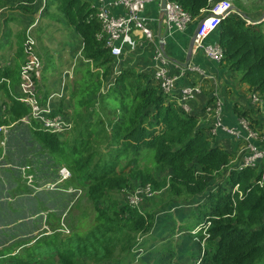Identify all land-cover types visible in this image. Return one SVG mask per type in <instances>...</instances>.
<instances>
[{"label": "trees", "instance_id": "trees-1", "mask_svg": "<svg viewBox=\"0 0 264 264\" xmlns=\"http://www.w3.org/2000/svg\"><path fill=\"white\" fill-rule=\"evenodd\" d=\"M174 1L199 19L204 16L202 10L208 9L215 0ZM35 2L0 0V8L26 10L31 22L37 10ZM58 2L59 10L81 36L83 57L91 61L75 67V72L81 75L67 90L74 126L59 136L42 131L35 122L33 125L19 123L29 114V107L17 100L0 101V124L18 122L14 128L27 127L42 150L59 166L56 170L61 166L70 170V178L57 184L56 193L67 192L73 186L82 187L87 200L78 209L74 227L68 226L71 230L66 234L65 218L75 206L71 205L65 212L68 205L61 203L53 190L46 192L47 200L36 197L37 208L32 215L39 214L38 217L43 218L41 213L49 211L45 213L46 220L39 221L36 217L32 219L34 225H21L22 232L4 233V238L0 239V264L124 261L138 238L154 227L156 213L161 209L174 202H196L203 198L207 201L199 204L197 225L210 222L205 234H199L196 241L200 247L204 239L207 242L203 264H264V186L257 184L259 173L251 168L232 173L227 182L230 186L239 184L240 192L234 193L216 182L214 174L226 167L231 154L221 147L217 138L210 139L208 125L200 127L197 116L169 100L159 85L153 83L152 73L122 65L120 73L114 76L110 50L97 37L101 27L95 17V8L80 0ZM237 7L249 18H254L241 5ZM248 17L233 13L212 35L224 48L220 64L238 74L241 83L247 84L252 91H259L264 99V21L252 24ZM198 19L192 28L195 29ZM23 37V32L18 34V58L24 56ZM14 65H6L0 71L10 85L9 88L3 82L0 86V92L4 91L2 99L11 98V90L17 93L20 67L18 62ZM41 86L40 93L45 100L50 92ZM63 101H60L59 111L63 110ZM2 104L8 106L5 119L1 113ZM233 106L236 114L248 117L254 127L260 124L252 115L253 108L241 104ZM23 168L28 174L37 171L32 167L30 170ZM163 172L166 174L161 181L159 174ZM24 178L19 176V184L14 187L18 196L32 194L37 191L35 188L42 186L38 183L41 178H35L33 188ZM134 181L155 187L167 183L166 201L144 213L128 202H120L118 195ZM29 216L19 215L15 220ZM44 225L47 228H43ZM34 231L39 233L32 235Z\"/></svg>", "mask_w": 264, "mask_h": 264}, {"label": "built area", "instance_id": "built-area-1", "mask_svg": "<svg viewBox=\"0 0 264 264\" xmlns=\"http://www.w3.org/2000/svg\"><path fill=\"white\" fill-rule=\"evenodd\" d=\"M50 0H36L37 10L33 15L31 24L24 31L23 38V62L20 66V81L17 86V93L11 90V98H5L2 102H12L13 100L21 101L29 107V114L24 115L19 123L25 125H39V129L44 132L58 134L59 136L72 130L74 123L71 118V110L69 97L67 93V77H72L74 66L61 73L62 79L61 89L55 90L43 100L40 93V84L44 69V62L38 52V40L34 33V27L38 26L44 14L47 13ZM235 0H215L211 2L208 9H203L204 16L199 20L193 17L183 6L174 0H167V13L163 17V27L166 33L174 34L186 31L197 19L195 26V40L193 46V56L202 55L210 61L221 63L224 57V48L218 39L209 41L211 35L217 31L228 16L235 13ZM155 3L160 7L161 0H99L95 8V17L100 23V31L97 34L99 40L104 41V46L110 50L113 57V75L116 76L121 71L122 58H125L126 52L124 44H126L127 36L131 37L133 33L144 39L146 42H155L157 34L150 25V19L144 14L148 4ZM120 9V10H116ZM132 33V34H131ZM82 51H80L81 53ZM154 66L153 77L155 83L159 85L161 91L169 97V100L176 101L185 112L193 114V101L202 93L198 85L179 86V79L186 74V71L174 73L171 71L169 59L165 56L162 49L156 48L153 55ZM8 66L11 62L7 63ZM6 66L0 62V68ZM192 70L204 73V71L193 65ZM113 81V80H110ZM1 82L9 85V80L5 77ZM201 87V86H200ZM211 101L205 105L204 113L208 119L207 134L210 138L216 139L222 144L220 134L223 133L231 138L234 147L225 148L230 155L228 167V175L234 172H241L251 168L259 173L257 184L264 186V122L254 127L251 120L246 116L236 114L234 123L230 122L225 114V101L219 95L218 91L212 93ZM249 99L246 103H239L238 106L244 105L247 108H253L264 111V99L259 91H251ZM63 101V110L59 111L60 101ZM8 106L2 104L3 119L8 117ZM258 119V118H257ZM18 124L11 122L10 124H0V147L5 149L9 129ZM257 125V124H256ZM225 147V146H224ZM1 159V158H0ZM60 181L70 178V170L66 166L59 168ZM32 175H28V178ZM135 198L130 199L132 207H138L140 199L148 197L155 192L151 184L139 186L136 188ZM73 190L72 188L69 189ZM233 192H240L239 184H235ZM153 195V194H152ZM129 203V202H128ZM210 222L201 224L199 231L205 234ZM193 231L194 234L198 233ZM65 231H69L65 227ZM200 257L190 264H203L205 256V248L202 247Z\"/></svg>", "mask_w": 264, "mask_h": 264}, {"label": "crops", "instance_id": "crops-1", "mask_svg": "<svg viewBox=\"0 0 264 264\" xmlns=\"http://www.w3.org/2000/svg\"><path fill=\"white\" fill-rule=\"evenodd\" d=\"M98 1L99 0H80V3L90 4L91 7H94L97 5ZM2 9L4 8H0V16H1L0 18H2L3 20L4 15H5V19L3 21V25L0 26V47L2 46L0 48V62L5 63L7 66H8L7 63L11 62L12 63L11 67L12 65L15 66L14 64L18 62L19 67H20L23 62V58H18L20 54L18 53V46H19L18 45V34L19 33L21 34L22 32L24 33V31L31 24L32 21L30 22L31 18L29 14L26 12V10L20 9L17 15L16 13L15 14L11 13V11H8L7 14H3ZM116 10H120V9H116ZM15 11L16 10L12 12H15ZM60 14H61V17H59ZM144 14L150 19V23H151L150 25L152 26L155 33L157 34V38L155 39V42H152L151 44L150 42H146L144 41V39L137 37L136 36L137 34L135 33L133 34L131 33L132 34L131 37L127 36L126 41H125L126 44H124V50L126 52V55H125L126 57L122 58L123 59L122 65H124L125 67H132L140 72L147 71V72L153 73L152 68L155 69L154 60H153L155 47L162 49L165 56L169 59L171 71H173L174 73H180L182 71H186V74L179 79L178 85L180 87L186 86V85H198V87L202 91V93L197 96L196 100L193 101V105H192L193 114L197 116L199 126L206 127L209 124L207 116L204 113V107L206 104H208L211 101L212 93H214L215 91H218L219 95L225 101V104H226L225 114H226L227 119L230 122L234 123L236 120V112L234 110L233 105L234 104L238 105L239 103H242V101H238V100L247 101L250 98L249 93L252 91L251 88L247 84L241 83L240 79L237 82L238 85L235 86L236 80L230 81L229 79H231V77L234 74L235 76H237L236 73L226 69L220 63L218 64V63L208 60L202 55L193 56L192 54V59L188 67H183L182 65L172 61V58H173V59H176L177 61L185 62L187 58L188 50H189L190 41L195 33V29L192 28L193 24L189 26V28L186 31L178 32V33L176 32L173 35L166 33V29L163 27V31L165 32V41H164V44L161 46L159 38H158L160 7L155 3L148 4L146 10L144 11ZM202 15H204L203 12H202ZM46 17H49V21L53 25L59 24V23L62 24L63 29L65 30V31H62V29H60V33L58 34V38H59L57 41L58 43H60V40H61L63 43L68 42L67 44H70V45H72L71 42L72 43L74 42V44H77L78 46L77 47L78 50L76 54L74 53L72 55V58L75 60V62L73 63V65H75L73 75L72 77L70 76L67 77L66 85H67V90H69L70 87L77 82L76 79H78L81 75L80 72H75V67L77 65L78 67L84 66V64L90 63L91 61L88 59H85L83 57V54L80 53V51L83 50V42H82L81 36L79 35L78 31L75 30L74 26L70 24L69 20L65 17V15L59 10L58 0L49 1V8H48ZM200 19L201 18H199V20ZM34 32L35 34H38L39 32H43L42 34H46V31L41 29V27L38 28V26L34 27ZM71 37L72 39L68 41L69 38ZM216 39L217 38H215V36L213 35L212 37H210V41H214ZM21 40H22V37H21ZM48 40L51 42V40H55V38L53 37V35H49ZM38 52L41 58L43 59L42 53L41 51H39V48H38ZM55 52L56 51H54V53ZM62 52L63 50L57 51V57L59 59H61ZM48 57L49 55L44 57L45 70H47V67L52 70H56L55 62L48 63L49 62ZM193 65L200 67L204 71V73L193 71L192 70ZM2 70L4 69L0 68V71ZM62 75L63 73L61 72L51 73L50 76H48L46 73L42 76L41 84L44 88L49 89L50 93L55 90H59L61 89L60 79H62ZM221 77H225L224 79L225 84H227L229 87L232 88L231 94L233 96V99H229V95H230L229 94L230 92L228 93L229 90L226 89L221 83V81L218 80V78H221ZM2 78H4V76L0 75V86L3 85V82H1ZM73 78H76L75 82H70L71 79ZM3 96H4V91H1L0 101L4 100L1 98ZM254 111H257V110H254ZM257 112H258V115L255 116V118H258L259 120L262 118V121L260 123H263L264 122V111L263 112L257 111ZM12 131L10 132L7 138V144L9 145V147L12 146L13 141L15 142L14 138L17 133V131H13V132ZM32 137L33 136L29 135V138H32ZM219 137L220 139H222V145H224L227 148L234 147V143L230 137H228L227 135L223 133H221ZM35 142L38 143V141H35ZM9 151L10 153L7 156L6 155L7 151L4 150L2 147H0V158H1L0 161L2 163H3V160L6 161V163L0 167L2 168L0 169V239L4 238L3 234L6 232L14 233V234H18L22 232L21 225L23 224L27 223V224L34 225L32 219H35L36 217H37L36 220H39V221H41L42 219L46 220L45 213H48L49 211H44L45 213H41V214H44L43 218L38 217L39 214L32 215L36 211L35 209L37 208L38 200L36 199V197H38L39 200L44 199V198L47 200L48 193L46 192L56 189V188L49 186L50 181L46 179L47 173H41V171L39 172L36 171L34 173H36L38 178H41V180L38 183L41 184L42 186L35 188L37 189V191L32 194L18 196L16 192L14 191L15 185L19 184L18 177L19 176L24 177L25 173L27 172L25 171V168L23 167H26V169L30 170V168L32 167L33 161L28 156H26L23 161L16 162L15 159H13L14 152H11V150ZM8 161L10 163H8ZM28 175H27V178H28ZM28 185L30 186V184ZM34 185L35 184H33V187H35ZM18 197H27L24 203V207L25 208L31 207V208L29 211L30 213L28 214L30 216L28 218L24 220L16 221L15 219L19 217L18 209H23V207L17 206L16 202H17ZM196 202L198 203V201ZM180 203H184V202H176L177 209L173 210L172 212L174 217L172 216V213L170 215H167L166 213V215H162L161 217L159 216L160 221L156 220L154 227L148 233L151 234V232L155 231L156 229L158 230V233H156L157 231H155V234H156L155 239H161L162 238V236H160L161 234L162 235L169 234L167 231V226L170 227L171 224L173 225L179 224L178 229H181V232L192 234L195 228L198 227L199 225L196 224L195 226L192 227L191 225L194 223V221L186 224L187 219H188L187 214L182 209L183 206H181ZM190 204H193V203H190ZM32 209H33V212H31ZM165 221H167L168 223H166ZM180 225L181 227H179ZM43 228H47L46 225H44ZM148 233L144 235H147ZM32 235H36V231H34ZM144 235L142 236L144 237ZM143 237L140 236L138 238L136 245L134 246V249L131 251V254L128 256L126 260L116 262V263H105V264H169L170 259L172 258V251L170 252V255L166 254L165 249L162 253V251H159V249L162 248L161 247L162 243L158 244L157 242L153 240L150 243L149 242L145 243V240ZM153 237L154 235L152 234L149 237V239ZM190 239L191 238H189V240ZM193 241L194 240H191L192 244L196 245L193 247V251L195 253H198L199 256L196 257L194 254H191V251H188L189 244H187V242H183L181 244V249H180L182 251L180 252V261L182 262V264H190L196 261L201 255L200 251L202 247L198 246V244L194 243ZM158 245L160 246L159 249H157Z\"/></svg>", "mask_w": 264, "mask_h": 264}, {"label": "rangeland", "instance_id": "rangeland-1", "mask_svg": "<svg viewBox=\"0 0 264 264\" xmlns=\"http://www.w3.org/2000/svg\"><path fill=\"white\" fill-rule=\"evenodd\" d=\"M233 3H235L236 6L241 5L242 7L247 9L249 11V12L247 11V13L251 14L254 17L253 18L254 20L260 19L264 15V0H239V1L235 0V1H233ZM8 11H11V13H13V14L16 13L18 15V12L20 11V9H17L15 12H12L14 10H12L10 8L2 9L3 14H7ZM244 13L246 14V12H244ZM246 15H248V14H246ZM46 16H47V13L44 14V16L42 17V20L40 21V23L38 25V28L41 27V29L46 31V34H42L43 32H39L38 34H35V36L38 39V48H39V51H41V53H42V57H43L42 60L44 61V57L49 55V57H48L49 62L48 63L55 62L56 70H52L48 67H47V70H45V61H44V69H43L42 75L47 73V75L50 76L51 73H54V72L59 73V72H62L64 70H68L74 66L73 63L75 62V60L72 58V55L74 53L76 54V52L78 50V48H77L78 46H77V44H74V42L73 43L71 42L72 45H70V44H67L68 42L63 43L61 40H60V43H58L57 41L59 39L58 34L60 33V29H62V31H65V30L63 29V26L60 23L53 25L49 21V17H46ZM59 17H61V14L59 15ZM4 19H5V15H4L3 20H2V18H0V26L3 25ZM263 28H264V24H263ZM49 35H53V37L55 38L56 41L51 40V42H50L48 40ZM71 39H72V37L69 38L68 41H70ZM53 41H55V42H53ZM60 50H63V52L61 54V59H59L57 57V51H60ZM54 51H56V52L54 53ZM46 63H47V61H46ZM236 75L237 76H235V74H234L231 77V79H229L230 81L236 80L235 86L238 85L237 82L239 80L238 74H236ZM75 79L76 78L71 79L70 82H75ZM224 79H225V77L218 78V80L221 81L223 86L229 90L228 91V93L230 92L229 93L230 94L229 99H233V96L231 94L232 88L229 87L227 84H225ZM250 93H249V95H250ZM238 101H242V103H246L245 100H238ZM247 102H249V101L247 100ZM251 112H252V115H254V116L258 115L257 111H251ZM261 121H262V118L260 119V122ZM26 128L27 127H15V128L12 127L11 129H9L8 136L13 129H14L13 131H17V133H16V136L14 138L15 142L13 141L12 146L9 147L8 144L6 145V147L4 149L7 151L6 155L7 156L9 155V153H10L9 150H11V152H14L13 153V156H14L13 159H15L16 162L23 161L24 158L26 156H28L33 161L32 168L36 169L37 172L41 171V173H47L46 179H48V181H50L49 186L56 188V185L60 182L59 170H56V169H58L59 166H57L53 162V159L51 158L50 154L47 151L42 150V146L39 143V141H38V143H36L35 141H37V140L34 137L29 138V135H31V133ZM210 139H212V138H210ZM212 140H214V139H212ZM220 145L222 148H226V147H224V145H222V144H220ZM5 163H6V161H4V160H3V163L0 161V167ZM0 169H2V168H0ZM227 171H228V167H224L220 172L215 173L214 177L216 179V182L223 184L225 187H227V189L233 190L234 186H230V184H228V182H227V180L230 179V176L228 175ZM165 174L166 173H164V172L161 175L159 174V179H161V181H163L162 178H163V176H165ZM27 175H28V173H25L24 179L27 181V184H30V187L33 188V184H34L33 181L35 180L37 175H36V173H30L29 174V175H32V181H31V177L27 178ZM56 178H58V180L56 182H54V180ZM52 179H54V180H52ZM139 186H142V185H139V183L137 181H134L130 187H128L126 190H124L122 193H120L118 195V198H119L118 200L122 203H125V202L130 203V199L135 198V196L137 195L136 194V190H137L136 188ZM151 187H153V190L155 191L154 193L152 191L153 195L151 194L148 197H143L142 199H140V201L138 203L139 209L143 213L147 210L154 209V207H156L160 202L166 201V198H167V194H168L167 192H168V188H169V185H167V183H165L161 187H155L153 184H151ZM72 188H74V189L71 191L62 192V193H59V192L56 193V191L53 190V194L59 197L58 198L59 201H61V203L64 202V204L68 205V207H65V212L68 211V209L70 208L71 205L75 206V208L73 210H71V211L69 210V216H66V218H65V220L68 224V225L66 224V227L69 230H71L69 227H71V226L74 227V225L76 223L77 215H79L78 209L81 208V206H83L87 200V195L85 193V190L82 187H78V189H77L75 186H73ZM68 193H70V194H68ZM60 196L63 197L64 201L61 200ZM26 199H27V197H18L17 198V202H16L17 206L23 207V209H18L19 215H23V214L28 215L30 213L29 211H30L31 207H27V208L24 207V203H25ZM56 201H58V200L56 199ZM206 201H207L206 198H203L202 200H198V203L201 204V203H205ZM189 202L193 203V204H190ZM189 202H184V203H180V204H181V206H183L182 209L187 214L188 219H187L186 224L194 221V223L191 225L193 227L199 222V221H197L199 219L197 217L200 214L201 208L199 207L200 205L197 202H194V201H189ZM188 204H189V206H188ZM50 205H51V203H50ZM175 209H177L176 202L172 203L170 206H168L164 209H161L158 213H156V220L160 221L159 216L161 217L162 215H166V213H167V215H170L173 212V210H175ZM92 213L93 212H91L90 215H92ZM16 215H18V214H16ZM172 216L174 217L173 213H172ZM200 218H203V216ZM161 219H163V218H161ZM202 221H204V220L202 219ZM165 222L168 223L167 221H165ZM186 224H185V226H186ZM178 225L179 224H177V225L171 224L170 227L167 226V231L169 234H165V235L161 234L160 235V236H162L161 239H155V235H156L155 231H157L156 233H158V230H156V229H155V231L151 232V234L148 233L147 235H144V237L141 236L144 238L145 243H148V242L150 243L152 240L157 242L158 244L162 243L161 244L162 248H160L159 245L157 246V249L160 248L159 251H162V253H163L164 249H165L166 254H169V255H170V252L172 251V258L170 259L169 264H182V262L180 261V252H182V251L180 249H181V244L183 242H187V244H189L188 251H191V254H194L196 257L199 256L198 253H195L193 251V247L196 245L192 244L191 240H194L193 242L196 243V241H198L199 234L203 235V231H199V228H197L195 230V232L198 231V233L187 234L185 232H181V229H178ZM179 227H181V225ZM81 229H83V228L81 227ZM157 229H159V228H157ZM38 233L39 232H37L36 235ZM65 233L67 234V233H69V231H65ZM66 234H64V235H66ZM152 234L154 235V237L149 239V237ZM193 236H195V237H193ZM189 238H191V239L189 240ZM206 243L207 242L204 239L202 241V245L205 246Z\"/></svg>", "mask_w": 264, "mask_h": 264}, {"label": "water", "instance_id": "water-1", "mask_svg": "<svg viewBox=\"0 0 264 264\" xmlns=\"http://www.w3.org/2000/svg\"><path fill=\"white\" fill-rule=\"evenodd\" d=\"M166 5H167V0H161V3H160V19H159V27H158V38H159L161 46L164 44V41H165V32L163 31V17L167 13ZM234 10L239 15H241L243 17H248L244 14V12H242L239 8H237V6H234ZM248 21L249 22L251 21L252 24L261 23L264 21V15L260 19H257V20H254V19H251L248 17ZM195 36H196V32L194 33V35L190 41L189 50H188V54H187V58H186L185 62H180V61H177L176 59H173V58H172V61L182 65L183 67H188V65L190 64L191 59H192Z\"/></svg>", "mask_w": 264, "mask_h": 264}, {"label": "clouds", "instance_id": "clouds-1", "mask_svg": "<svg viewBox=\"0 0 264 264\" xmlns=\"http://www.w3.org/2000/svg\"><path fill=\"white\" fill-rule=\"evenodd\" d=\"M236 6V5H235ZM49 8V7H48ZM236 13V12H235ZM24 38V37H23ZM82 53V52H81ZM70 191V190H69ZM233 191V190H232ZM207 223V221L206 222H203V223H201V224H206ZM200 226V225H199ZM204 234V233H203Z\"/></svg>", "mask_w": 264, "mask_h": 264}]
</instances>
